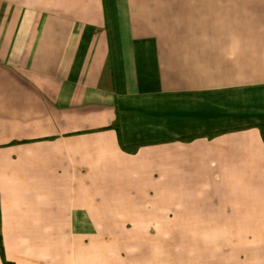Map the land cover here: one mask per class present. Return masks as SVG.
Segmentation results:
<instances>
[{"label":"crops","instance_id":"1","mask_svg":"<svg viewBox=\"0 0 264 264\" xmlns=\"http://www.w3.org/2000/svg\"><path fill=\"white\" fill-rule=\"evenodd\" d=\"M261 124L264 0H0L14 264H93L89 232L128 213L264 223Z\"/></svg>","mask_w":264,"mask_h":264},{"label":"rangeland","instance_id":"2","mask_svg":"<svg viewBox=\"0 0 264 264\" xmlns=\"http://www.w3.org/2000/svg\"><path fill=\"white\" fill-rule=\"evenodd\" d=\"M254 213L252 223H236L242 227L235 230L222 223L218 231L201 226L190 228L186 222L171 220V215L164 212L158 216H139L138 220L128 213L127 221L99 222L89 232V261H96L93 264H264L260 207ZM197 233L200 235H191Z\"/></svg>","mask_w":264,"mask_h":264},{"label":"trees","instance_id":"3","mask_svg":"<svg viewBox=\"0 0 264 264\" xmlns=\"http://www.w3.org/2000/svg\"><path fill=\"white\" fill-rule=\"evenodd\" d=\"M263 138H264V124H261L258 126ZM116 128L118 130V133L120 134V128L119 125H116ZM212 136V135H211ZM131 149V148H130ZM133 152L136 151V148H133L132 150ZM0 253L2 255L3 258V262L4 264H14L12 261H9L6 259L5 257V247H4V241H3V234H2V213H1V200H0Z\"/></svg>","mask_w":264,"mask_h":264}]
</instances>
